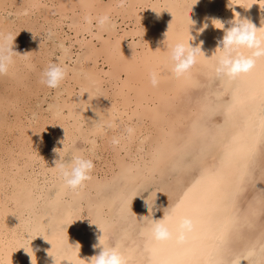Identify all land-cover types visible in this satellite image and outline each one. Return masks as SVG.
<instances>
[{"label": "bare ground", "instance_id": "1", "mask_svg": "<svg viewBox=\"0 0 264 264\" xmlns=\"http://www.w3.org/2000/svg\"><path fill=\"white\" fill-rule=\"evenodd\" d=\"M194 2L127 0L117 7L115 0H0V32L17 33L14 49L36 65L32 70L29 61L18 58L9 75H0V261L4 264H31L34 255L37 264H60L64 255L87 260L99 250L92 247L98 238L113 244L120 240L130 264H151L142 227L151 213L160 218L180 200L201 167L218 164L226 140L213 137L232 130L231 120L225 123L223 115L230 89L244 87L264 68L258 59L252 75L229 81L214 76L208 63L198 59L181 81L161 66L159 83L153 86L147 69L157 59L155 49L163 47L164 36L185 33L191 20L195 39L190 43L202 41L205 55L212 54L223 35L213 19L228 27L239 14L264 27V8L256 3L244 8L228 7V0H196L190 6ZM232 2L246 6L249 0ZM165 4L170 12L143 9ZM109 9L113 28L101 31L94 22L87 23V17ZM202 25L206 26L197 32ZM52 58L69 69L56 89L38 78L39 69ZM85 89L89 95L82 93ZM233 117L240 123L243 113L238 109ZM109 121L115 127H108ZM185 145L191 156L176 166L178 150ZM65 149L81 150L93 160L92 179L79 193L62 187L48 171L59 158L57 152ZM262 190L264 147L257 150L240 185L241 215L259 207ZM129 198L134 219L127 212ZM262 231L264 216L253 217L252 227L229 233L215 258L224 264L237 259V264H264ZM21 245L29 254L17 248Z\"/></svg>", "mask_w": 264, "mask_h": 264}, {"label": "clouds", "instance_id": "2", "mask_svg": "<svg viewBox=\"0 0 264 264\" xmlns=\"http://www.w3.org/2000/svg\"><path fill=\"white\" fill-rule=\"evenodd\" d=\"M126 3L127 0H115V5L117 7H123ZM195 3L196 0L194 3H191L190 6ZM253 3L258 4L260 8H264V0H259V2H257V0H249L246 6L242 3L228 0V7L238 4L242 5L244 8H248ZM145 8H151L157 14H159L162 9H166L170 12L166 4L159 8L147 6L143 9ZM110 12L111 10L109 9L99 13L95 17H87L86 21L89 24L94 22L97 28L101 31H106L115 26ZM214 21L218 22V24L214 23ZM261 22H264V19H262ZM211 23L216 28L223 29V35L218 38L217 46L211 55H205L204 51L201 49L200 44L202 41L195 45L190 43V41L195 39V37L190 34V26L194 24L193 20H191V23L187 26L185 33L163 37V47H157L155 49L158 54L157 59L154 64L147 69L149 82L153 86L159 83L161 66L167 69L172 78L181 81L187 79L189 69L199 59L202 62L208 63L210 72L214 76L229 81H236L252 75L257 66L258 59L264 64V27H256L249 19L242 18L239 14H236L235 18L232 17L228 27H224L220 19H213ZM204 26L206 25H202L201 28L196 31L200 32ZM16 34L0 32V75H9L18 58L29 61L27 66L32 70H36V65L31 63L30 57L23 56V53L14 49L13 44ZM68 71L67 65L52 58L43 68L39 69V82L48 88L56 89L65 80ZM84 92H87L89 95L86 89L82 93ZM108 127H115V124L109 121ZM57 153L59 158L55 160L54 166L48 169V171L60 181L62 187L79 193L80 190L85 187L86 182L92 179L91 170L94 166L93 160L78 149H73L71 152L65 149L64 152ZM130 198L127 201V212L128 215L134 219L133 214H131L129 210ZM151 217V220L141 229L146 251H149V249L157 243L169 239L180 238L187 232L191 224V217L182 208L177 207V203L170 209L164 211L160 218H153L152 213ZM44 218L45 217H42L41 219L43 220ZM90 223H94L100 229L97 223ZM42 237L46 241H49L44 236ZM66 244H70L68 242V235ZM71 245L76 247L77 243ZM20 247H23L24 251L29 254L23 245L17 248ZM78 247H80L79 244ZM92 247L98 248L99 250L87 258V260H75L71 256L64 255L60 260V264L62 260L70 261L71 264H84V261H87L88 264H130V257L124 250L120 240H117L113 244L109 243L105 238H98V242L93 244ZM31 253L34 255L32 248ZM47 253L54 261L52 253L49 251H47ZM260 253L264 255V250H261V248ZM76 256L80 257L78 252ZM30 259L31 264H37L35 255L34 259ZM0 264H4V262L0 261ZM218 264H224V261L218 259Z\"/></svg>", "mask_w": 264, "mask_h": 264}, {"label": "snow or ice", "instance_id": "3", "mask_svg": "<svg viewBox=\"0 0 264 264\" xmlns=\"http://www.w3.org/2000/svg\"><path fill=\"white\" fill-rule=\"evenodd\" d=\"M230 93L231 100L223 115L225 123L231 120L232 130L230 133L221 130L213 137L226 140L221 158L216 165L201 167L200 175L177 202V207L191 217V224L180 238L153 245L149 249L151 264H218L215 254L229 233L244 226L252 227L253 217L264 216V190L258 208L250 207L241 215L237 205V194L248 166L257 150L264 147V68L244 87L238 85ZM238 109L243 113L240 123L233 117ZM177 156L179 166L191 156L189 146L178 150ZM261 237L264 239V231ZM260 248L264 250V242Z\"/></svg>", "mask_w": 264, "mask_h": 264}, {"label": "rangeland", "instance_id": "4", "mask_svg": "<svg viewBox=\"0 0 264 264\" xmlns=\"http://www.w3.org/2000/svg\"><path fill=\"white\" fill-rule=\"evenodd\" d=\"M65 28H66V26H65ZM144 194H146V191L143 192V195H144Z\"/></svg>", "mask_w": 264, "mask_h": 264}]
</instances>
